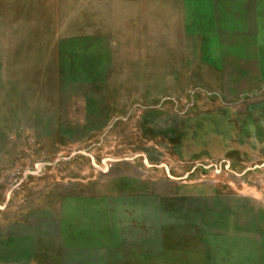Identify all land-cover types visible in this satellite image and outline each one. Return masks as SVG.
Segmentation results:
<instances>
[{
  "label": "rangeland",
  "instance_id": "374dc122",
  "mask_svg": "<svg viewBox=\"0 0 264 264\" xmlns=\"http://www.w3.org/2000/svg\"><path fill=\"white\" fill-rule=\"evenodd\" d=\"M0 264H264V0H0Z\"/></svg>",
  "mask_w": 264,
  "mask_h": 264
}]
</instances>
